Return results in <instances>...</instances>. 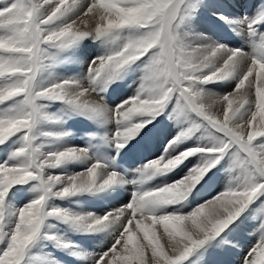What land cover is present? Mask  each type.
<instances>
[{
    "label": "rangeland",
    "instance_id": "1",
    "mask_svg": "<svg viewBox=\"0 0 264 264\" xmlns=\"http://www.w3.org/2000/svg\"><path fill=\"white\" fill-rule=\"evenodd\" d=\"M32 1L37 3L35 0ZM22 2L25 6L32 5L31 0H22ZM253 2L254 0H248L247 2L253 5L251 9L240 10L235 9L234 0H183L178 7L176 20L174 19L171 26V32L177 44L183 41V43H187L188 48L193 47L192 49H199L203 46L194 43L201 40H205L207 46L214 48L219 45L224 46L221 43L228 42L223 51L230 53L232 50L238 49L241 55L246 58L245 62L247 64L238 68V72H241L240 76H242L252 59L264 61V46H262L261 40V36L264 35V18H262L264 17V0ZM13 3H17V0H0V8ZM50 5L45 11L47 9L49 11L53 6ZM71 8L65 14H70ZM38 10L36 19L41 20L45 17L43 15L42 18V12L45 11ZM243 11L246 12L240 15ZM64 16L57 21H62ZM57 21L53 24L41 25L43 32L54 31L55 29L50 31L48 27L54 28V25L57 26ZM253 21L256 22L253 23ZM58 29L56 28V30ZM148 31H150L148 28H123L99 35L93 33L94 36L93 34L83 36L62 46L56 43L44 42L39 45L40 61L38 69L46 73L48 77L39 86L36 80L37 73H35L33 80L35 79V85L37 84L36 87L39 90L34 91L33 94L59 83L63 78H67V81L70 82L68 90L87 92L91 98H94V101L99 103V105L89 103L92 107L94 105L95 108H100L101 105L107 106L106 111L110 110L111 112L107 119L103 120V117L97 111L79 108L66 101L38 98L35 100L37 111L36 117L34 116L33 119L32 132L16 133L0 143V153L2 154L0 155V163L9 166L26 163V157L16 155L21 147L29 146L35 149V156L38 161L46 159L51 153L68 149H75L78 152V158L66 160L56 167L46 166L42 170V176L45 179L49 175L58 176L62 179L60 181L61 187L54 186L53 192L47 195L44 212L59 209L66 212L69 217H85V224L76 226L70 220L65 221L56 216L46 215L39 234L26 250L21 264H96L100 255L108 251L115 243L121 231L122 222H112L110 220L99 226L87 227L89 220L103 218L127 205L130 202L129 192L132 189L139 188L137 193H143L171 185L184 178L190 169L217 156L220 157L219 161L204 174L190 192L176 198L173 203L154 206L152 214L157 216L160 213H163L160 215H187L218 195L211 192L213 188H217L222 194L226 190L241 189L244 186L247 173L241 167V164L246 159L245 154L240 151L237 145L229 143V139L223 133L219 134L209 124L207 125L206 120L196 114L178 92L173 91L171 93L167 102L154 118L136 116L131 122H118L115 115L118 106L137 95L141 97L148 95L146 89L149 87L147 79L149 66L158 49L149 50L137 60L124 65L110 75L102 73L99 77H96L94 71H90V66L93 61L121 51L125 44L143 37ZM193 40L194 42H192ZM81 43L85 46L80 45ZM96 44H98L97 47ZM91 50L94 51V54ZM78 63L80 65H77ZM74 70H76V74ZM202 70L193 74L194 80H186L181 85L199 92L200 98L203 94L207 97L223 98L226 94L232 93L238 85L239 81L237 80L231 89L224 88L223 79L229 73L222 78L202 82V78L210 73L211 68L203 71V73ZM234 74L235 72L230 73V77ZM49 77L52 79L48 80ZM251 98L252 101H247L240 109L236 116L237 121L245 120L254 110V98L253 96ZM22 100L23 97H18L0 104V117H3L5 113L14 114ZM58 116L61 118L62 123H60ZM72 117L84 119L82 126L71 129L62 125L63 123L66 125L65 122H69L66 119ZM136 122L142 123L143 127L123 147H117L119 142L116 137L117 131L123 130L131 123ZM25 134H29L30 145H26L23 139ZM177 137H179L178 140ZM89 138H93L95 141H89ZM174 140L176 142L170 144ZM225 144H229V146L222 153L207 151L208 149H219ZM115 148L117 149L115 150ZM253 148L257 152H264V137L257 138L253 143ZM194 149H203L204 151L194 152L193 155L187 157L169 171L157 173L152 170H145V165L151 161L161 157L173 158L185 151ZM82 158H88L89 167L98 164V168L105 172L106 177L109 173H115L117 176L116 181L104 187L96 184L91 189L63 198L55 196L53 193L60 190L69 177L82 173V171H79L80 169H87L82 167H88V164L82 165L80 168ZM77 166H79V170H77ZM178 166L183 167L181 168L183 172H180L182 174L180 178L175 176L178 174H175ZM186 167L189 168L186 169ZM248 171L251 172V166H249ZM161 179L163 180L160 181ZM157 182L162 183L158 184ZM251 182L264 183V177L252 172ZM122 190L126 193L125 195L121 193L119 199L118 195ZM41 195L39 181L36 180L14 185L5 194L3 201L0 202V232L3 233V238H0V254L6 250L7 242L18 220L19 210ZM257 196L236 219L224 227L219 234L212 237L215 238L214 240L206 245L210 240L208 239L203 245L193 248V252L191 251L181 264H186V259L196 253L195 251H200L199 254H194L195 257L205 259L202 255L207 252L209 254L215 249L216 246L214 245L218 243L228 249L227 251L233 256L242 255L238 247L243 244L249 245L247 249L249 253L260 242L259 240L264 238V232H262L264 231V192L258 193ZM177 208H180V210L186 208V211L175 213L173 209ZM55 223L58 225L55 226ZM229 226L233 229V232L229 229ZM226 228L228 231H226ZM224 231L231 232L226 240L222 238ZM226 249H220L216 254H209L211 260L218 261L217 258L224 254Z\"/></svg>",
    "mask_w": 264,
    "mask_h": 264
},
{
    "label": "snow or ice",
    "instance_id": "2",
    "mask_svg": "<svg viewBox=\"0 0 264 264\" xmlns=\"http://www.w3.org/2000/svg\"><path fill=\"white\" fill-rule=\"evenodd\" d=\"M76 2L77 0H39L38 3L25 6L22 0H17V3L0 8V104L23 97L14 114L5 113L0 117V143L16 133L31 131L37 111L35 100L38 98L66 101L79 108L96 110L84 98V91L76 95L68 94V81L32 93V81L40 61L39 45L42 42L62 46L93 33L99 35L123 28L150 29L143 37L125 44L119 55L100 58L90 66V71H94L96 77L102 73L110 75L149 50L158 49L149 66V87L146 89L148 95H137L118 106L115 112L118 122H131L136 116L154 118L171 93L178 92L193 111L218 128L229 138V143L236 144L246 154V159L241 164L247 173L244 186L241 189L226 190L187 215H153L154 206L173 203L176 198L187 193H175L174 187L179 182L177 181L158 190L133 193L127 205L103 218L89 220L87 227L99 226L110 220L122 222L115 243L100 255L96 264H181L193 248L203 245L206 240L219 234L239 216L258 193L264 192V183L251 182L252 172L264 177V152H257L253 148L254 141L264 137V61L252 59L232 93L226 94L220 100L202 101L199 92L182 87V82L194 80L193 74L207 68L212 57L222 52L224 46H216L206 53L198 49L188 51L179 46L171 32L177 12V0H91L76 21L64 24L58 30L43 32L41 25L53 24ZM49 4L53 6L46 16L37 20V9ZM261 40L264 46V35ZM245 59L240 50H232L226 55L223 64L204 76L202 82L222 78L234 64ZM250 95L254 97V110L243 122H239L236 116ZM142 101L147 102L145 107L150 114L135 112V107H139ZM133 125L138 127L133 128ZM142 127V123H131L123 130L117 131V147H123ZM23 139L26 145H30V137L27 134ZM175 142L176 140L170 144ZM228 146L229 144H225L219 149L207 151L222 153ZM197 151L204 150L185 151L175 156L179 157V160L174 165H168V161L175 157L158 158L145 165V170L157 173L169 171ZM35 153L36 150L29 146L21 147L16 155L26 157V163L12 166L0 163V202L12 186L31 180L39 181L42 192L39 198L23 207V214L22 208L19 210L18 220L6 250L0 254V264H21L26 250L39 234L46 215L70 220L76 225L85 224V217H69L59 209L44 212L47 195L53 192V187L60 183L61 178L49 175L45 179L42 170L46 166L56 167L66 160L78 158L77 150L51 153L41 161L36 159ZM219 158L217 156L190 169L185 177L205 174ZM249 166L251 172L248 171ZM98 167V164H93L85 172L69 177L68 182L53 194L63 198L91 189L98 181ZM116 179L115 173L109 174L101 187L114 183ZM0 238H3L2 232ZM244 264H264V240L249 251L244 258Z\"/></svg>",
    "mask_w": 264,
    "mask_h": 264
},
{
    "label": "bare ground",
    "instance_id": "3",
    "mask_svg": "<svg viewBox=\"0 0 264 264\" xmlns=\"http://www.w3.org/2000/svg\"><path fill=\"white\" fill-rule=\"evenodd\" d=\"M35 1H37V3L39 2V0H35ZM250 1H252V0H250ZM260 1V0H259ZM91 2V0H77V2H76V4L74 5V6H72V8H71V11H70V14H65V16L63 17V19H62V21H57L58 23H57V26H55L54 25V28L53 27H48V29L51 31V30H53V29H55L56 30V28L58 29V28H60V27H62L61 25H64V24H67V23H71V22H73V21H76L82 14H83V12L86 10V8H87V6H88V4ZM183 2V0H177V10H178V7H179V5L181 4ZM237 3H238V7L239 8H242V9H244L245 7H246V1H241V0H237L236 1ZM35 2H33L32 0H31V4H34ZM254 3V2H253ZM262 4V3H261ZM52 5V4H51ZM50 5V6H51ZM49 8V5H44L43 7H40V8H38L37 10L38 11H45L46 10V8ZM50 10V9H49ZM48 13V9H47V11H45L44 13L42 12V18H43V15L44 16H46V14ZM176 15H177V12H176ZM176 17V16H175ZM176 20V19H175ZM174 21V20H173ZM172 24H173V22H172ZM47 30V29H46ZM263 33V32H262ZM260 34V33H259ZM91 36V35H90ZM93 36H94V34H93ZM92 36V37H93ZM187 36V35H186ZM182 38V37H181ZM187 39V38H186ZM182 40H183V38H182ZM192 40V39H191ZM185 41V40H184ZM200 41V40H199ZM99 42V41H98ZM192 42H194V40L192 41ZM190 43L191 45L193 44V43ZM83 43V42H82ZM80 44V45H83V44ZM90 43V42H89ZM103 44H104V42H102ZM195 43V45L196 44H198V45H203V46H201V47H199V49L198 50H200V52H202V53H206V52H208V51H210L211 49H213L214 47H212V46H207V42L205 41V40H201L200 42H194ZM221 43V42H220ZM228 42H223V43H221V44H223L224 46L227 44ZM98 45V44H97ZM97 45H96V47H97ZM178 45L179 46H181L182 48H184L185 50H188V51H191L192 50V48H188L187 46V43L185 42V43H183V41H181V42H179L178 43ZM190 45V46H191ZM204 45H206V46H204ZM83 46H85V45H83ZM83 46H81V47H83ZM103 46V45H102ZM78 47H80V46H78ZM239 48H242V47H240V46H238ZM78 49V48H77ZM194 49H196V48H194ZM75 50H76V48H75ZM95 50V49H94ZM227 54H230V53H227V52H225V50L224 51H222V52H219L216 56H214V57H212V60H211V63H209V65H208V67L207 68H204L203 70H202V73H203V71H207L209 68H211V70L209 71L210 73L212 72V71H214L217 67H219L220 65H222L223 64V61H224V59L226 58V55ZM85 55V54H84ZM98 55V54H97ZM96 55V56H97ZM83 56V55H82ZM101 56V55H100ZM107 56V55H106ZM100 58V57H99ZM98 58V59H99ZM92 59V58H91ZM89 61H91L90 59H89ZM98 61V60H97ZM246 60H241L240 62H238V63H236V64H234L229 70H228V72L227 73H229L227 76H225V78L223 79L224 81H223V83L222 84H224L223 86H224V88H226V89H231L232 87H234V84H235V81H239L240 79H241V77L242 76H240V73L241 72H238V68L239 67H241L242 65H244V64H247V62H245ZM47 62H48V60H47ZM81 64H82V62H80ZM89 63V62H88ZM77 65H80L79 63L77 64ZM77 68V67H76ZM67 69V68H66ZM43 70H47V69H43ZM78 71V70H77ZM242 71V70H241ZM76 72V70H74V73ZM201 72V71H200ZM208 72V73H209ZM232 72H235V74L232 76V77H230V73H232ZM37 77H36V80H37V84L39 85V86H41L42 85V83L44 82V81H46L47 80V75H46V73H44V72H42L41 70H39V69H37ZM77 73H80V72H77ZM76 74V73H75ZM81 74V73H80ZM206 74V73H205ZM202 76H204V75H202ZM201 76V77H202ZM230 77V78H229ZM52 78H48V80H51ZM57 80V79H56ZM63 80V81H62ZM59 83H61V82H64V81H67V78H63ZM74 80V79H73ZM54 81V80H53ZM35 79L32 81V93L34 92V91H38L39 89H37V84L35 85ZM227 82V83H226ZM53 83V82H52ZM51 83V84H52ZM70 83V82H69ZM74 83V82H73ZM56 84V83H55ZM44 85V84H43ZM48 86V85H47ZM76 86H78V85H76ZM81 87V86H80ZM39 88V87H38ZM69 89V88H68ZM67 89V91H68V94L69 95H76V94H78L79 92H81V91H77V90H68ZM75 89V88H74ZM79 89V88H78ZM233 91V90H232ZM85 92V91H84ZM179 94V93H178ZM207 94V93H206ZM209 94V93H208ZM180 95V94H179ZM182 97V96H181ZM221 97V96H220ZM85 99H87L88 101H89V103H91V104H95V105H99V103H97V101H94V98H91L90 97V94H88L87 92H85V97H84ZM254 98V97H253ZM184 99V98H183ZM221 98H219V97H213V96H209V97H207V96H205V94H203V95H201V100L202 101H207V100H220ZM252 98H251V96H249L248 98H247V101H252L251 100ZM254 101V100H253ZM186 102V101H185ZM248 102V103H249ZM187 103V102H186ZM252 104V103H251ZM95 105H94V108H95ZM248 106V105H247ZM100 107V106H99ZM106 108H108L107 106H103V105H101V107L100 108H95L96 110L95 111H97V112H99L100 113V115L103 117V120H105V118L107 119V117H108V115L110 114V110H108V111H106ZM243 111V110H242ZM197 114V113H196ZM104 115V116H103ZM36 117V116H35ZM58 119H59V121H60V123H62V120H61V118L58 116ZM243 119V118H242ZM245 119V118H244ZM95 120H97V119H95ZM98 121V120H97ZM137 121V120H136ZM244 120H241V122H243ZM99 122V121H98ZM138 122V121H137ZM136 122V123H137ZM206 122L207 123H209L207 120H206ZM209 126L212 128V129H215V132H218L219 134L220 133H222L218 128H216V127H214L211 123H209ZM168 128V127H167ZM34 131V130H33ZM30 132H32V130L30 131ZM29 133V132H28ZM47 134V133H46ZM29 135V134H28ZM224 135V134H223ZM49 137V136H48ZM137 137H138V135H137ZM226 137V136H225ZM228 138V137H227ZM229 139V138H228ZM32 140V139H31ZM8 142V141H7ZM51 143H52V141H51ZM160 146L162 145V144H159ZM236 145V144H235ZM6 146V145H5ZM239 148V147H238ZM57 151V150H56ZM241 151V150H240ZM1 152V151H0ZM4 152V151H3ZM242 152V151H241ZM242 153H244V152H242ZM77 154H78V152H77ZM165 154V153H164ZM245 154V153H244ZM0 155H2L1 153H0ZM245 156H246V154H245ZM1 157V156H0ZM81 163V165H80V168H81V166L82 165H85V164H88V167L90 166V163H88V158H82V162H80ZM79 163V164H80ZM88 167H82V168H87L88 169ZM79 168V166H77V170H79L80 169ZM181 168H183L182 166H178V168H177V170L175 171V174L176 173H178L177 175H175V176H177L178 178H180V175H182L180 172L182 171L181 170ZM185 168V167H184ZM189 167H186V169H188ZM87 169H80L79 171L81 172L82 171V173L83 172H85ZM97 172H98V181H97V185H101L102 184V182H103V180L106 178V175H105V172H103V170L102 169H97ZM183 172V171H182ZM227 172V171H226ZM188 173V172H187ZM109 174H111V173H109ZM65 177V176H64ZM232 177V176H231ZM177 178V179H178ZM64 179H66V178H64ZM100 179H102V180H100ZM163 179H161L160 181H162ZM61 181H62V179H61ZM68 182V181H67ZM66 182V183H67ZM158 184L159 183H162V182H157ZM222 183H224V182H222ZM235 184V183H234ZM112 186V185H111ZM55 187H61V184L60 183H58V184H56L55 185ZM110 187V186H109ZM108 188V187H107ZM139 188H136V189H132L130 192H129V198H130V201H131V199H132V197H133V193H137V190H138ZM221 191V190H220ZM211 192L212 193H217L218 195L219 194H221L220 192H219V190L217 189V188H213L212 190H211ZM124 194L125 195V193H126V191H124V190H122V191H120L119 192V199H120V194ZM208 194V193H207ZM208 196V195H207ZM258 197V196H257ZM189 207H192V206H189ZM186 209V208H185ZM185 209H182V210H180V208H177V209H173V211L175 212V213H177V212H180V213H182V212H184V211H186ZM191 209V208H190ZM47 211V210H46ZM48 211H50V210H48ZM245 213V212H244ZM160 214H163V213H160ZM159 214V215H160ZM17 215V214H16ZM76 216V215H75ZM6 217V216H5ZM118 222V221H117ZM55 226H57L58 224L57 223H55L54 224ZM110 225V224H109ZM77 226V225H76ZM240 226V225H239ZM226 227V226H225ZM241 227V226H240ZM237 228H238V226H237ZM47 229V228H46ZM229 229L232 231L233 229H231L230 228V226H229ZM244 229H245V227H244ZM102 230V229H101ZM247 230V229H246ZM245 230V231H246ZM226 231H228L227 230V228H226ZM233 232V231H232ZM247 232H249V231H247ZM262 232H264V231H262ZM224 234H223V236H222V238H223V240L225 239H228V238H226V237H228L229 236V234H231V232L229 231V232H223ZM245 233V232H244ZM246 234V233H245ZM262 234V233H261ZM232 236H233V234H232ZM261 236V235H260ZM53 237H55V236H53ZM236 237H238L237 235H236ZM215 238H210V240L207 242V244L206 245H208L212 240H214ZM233 239V238H232ZM257 239V238H256ZM260 239V238H259ZM219 240V239H218ZM222 240V241H223ZM263 240H264V238H263ZM221 241V240H220ZM259 241H261V240H259ZM163 243V242H162ZM256 243V242H255ZM214 246H216L215 247V249H213L209 254H211V253H213V254H216L218 251H220V249H226L222 244H220V243H218L217 245H214ZM209 247V246H208ZM227 247V246H226ZM248 247H249V245H246V244H243L242 246L240 245V247H238L240 250H241V252H242V255H237V256H233V255H231V253L229 252V251H227L228 249H226L225 251H224V254H222L219 258H217L218 259V261H213V259L211 260V257H210V255L208 254V252L207 253H204V255H202V257L204 256L205 257V259H200V257H195L194 256V254H199V252H197V251H195L196 253H193L192 255H191V257L189 258V259H186L187 260V263L186 264H244V258L248 255V252H247V249H248ZM212 248V247H211ZM78 249V248H77ZM194 250V249H193ZM196 250V249H195ZM193 252V251H192ZM69 253V252H68ZM221 253H223V252H221ZM221 253H219V254H221ZM201 256V255H200ZM213 257V256H212ZM193 258V259H192ZM199 258V259H198ZM192 259V260H191ZM198 259V260H197ZM216 259V258H215ZM53 264V263H52Z\"/></svg>",
    "mask_w": 264,
    "mask_h": 264
},
{
    "label": "clouds",
    "instance_id": "4",
    "mask_svg": "<svg viewBox=\"0 0 264 264\" xmlns=\"http://www.w3.org/2000/svg\"><path fill=\"white\" fill-rule=\"evenodd\" d=\"M116 55H119L120 53L117 52L115 53ZM147 102H140V106L139 107H135V112L138 114H142V115H148L150 114L148 109L145 107V104ZM133 128L138 127L137 125H133ZM179 160V157H175L172 160L168 161V165H174L175 163H177ZM204 176V173H198L197 175L194 176H188L185 178H182L181 181H179L177 183V185L174 187V191L176 194H182L184 192H190L192 190V188L201 180V178ZM173 187V186H170ZM24 209H21V213L23 214ZM29 215H32V213H29ZM13 239H15V237H13Z\"/></svg>",
    "mask_w": 264,
    "mask_h": 264
}]
</instances>
